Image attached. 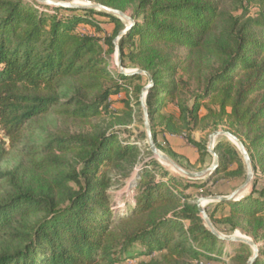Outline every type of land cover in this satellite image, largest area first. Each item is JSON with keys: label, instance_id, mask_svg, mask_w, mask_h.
Masks as SVG:
<instances>
[{"label": "trees", "instance_id": "obj_1", "mask_svg": "<svg viewBox=\"0 0 264 264\" xmlns=\"http://www.w3.org/2000/svg\"><path fill=\"white\" fill-rule=\"evenodd\" d=\"M87 1L131 10L133 24L92 7L0 0V132L22 157L21 166L0 170V264H130L145 256L137 264H248L246 244L219 238L200 216L190 190L203 192L207 180H184L162 167L136 143L145 131L113 128L135 121L132 104L143 113L145 85L142 74L108 66L118 48L124 69L151 76L155 141L157 126L186 135L201 159L206 146L190 133L222 124L243 142L254 171L256 162L264 171V0ZM97 16L112 23L110 32ZM85 26L104 32L103 42ZM118 93L126 97L114 108L109 97ZM166 98L176 102L177 117L162 112ZM103 114L114 119L107 128L38 130L49 115L67 125ZM215 150L214 172H246L231 144L217 142ZM132 174V202L115 213L110 189ZM206 212L215 228L241 229L263 242L252 264H264V186L255 182L247 195Z\"/></svg>", "mask_w": 264, "mask_h": 264}, {"label": "rangeland", "instance_id": "obj_2", "mask_svg": "<svg viewBox=\"0 0 264 264\" xmlns=\"http://www.w3.org/2000/svg\"><path fill=\"white\" fill-rule=\"evenodd\" d=\"M72 1H78L81 4H86L87 0H72ZM41 3V2H39ZM44 4V3H41ZM47 5V4H44ZM49 6V5H47ZM52 7V6H50ZM96 9V8H95ZM104 11L102 9H97ZM127 15L131 14V10H127L126 13ZM104 17H99L97 16L96 19L97 21L100 22L101 26L105 29V31L110 32L113 25L110 21H107V19H103ZM122 23L124 25H129V21L120 18ZM82 30L86 33H95L97 38L103 42L104 38V32H95L92 27L90 26H85L82 28ZM105 47V45L103 44ZM110 65L108 66V69L111 70V72H118L119 69L117 67V57L116 53L110 55V60H109ZM136 69L135 67L129 65L125 70L130 71ZM143 75V80L140 81V84L147 85V80H146V75ZM149 90H142L141 94V101L143 104V113L140 109V107H134V105H131L132 110H134V115H135V121L132 123L128 124L127 126L123 125H113L114 129L121 130L125 134H132L136 135L140 131H145L144 127V107H147V94ZM126 95L124 93H118V94H113L109 97L111 106L114 108H119L122 106L124 98ZM188 100V99H187ZM149 110V109H148ZM162 112L167 115H173L177 117L179 115V110L176 105V102L174 100H171L170 98L165 99V104L162 109ZM200 114H204L205 110L201 109ZM114 119L112 116L108 114H103L100 118H96L92 120L91 123L89 124H81V123H69L65 124L63 121L56 117L55 115H49L45 116L41 126L38 130L43 131V135H49L57 132V130H67L70 134H77L80 132H90L94 128H107L112 124ZM156 141L155 144L157 148L167 155L169 159L175 163L178 166H181L182 168L189 170V171H200L203 169L208 168L213 161V156L207 151V144H208V136L215 130H225L224 126L222 124H219L217 126H209L207 129H197L194 130L190 133V138L200 142L201 144L206 146V153L204 156H202L201 159L198 158L196 149L195 147L189 142L188 137L186 135L180 134V135H171L169 137V140H167L164 137V132L157 126L156 127ZM146 134V133H145ZM215 142H223V143H228L231 144L235 149H238L237 144L235 141H233L231 138L226 137V136H218L215 138ZM138 146L143 149L145 147V144L147 145L146 138L143 142H136ZM148 146V145H147ZM0 148L4 149L7 151L5 153L4 157L0 154V170H6V169H11L14 167H19L22 164V157L18 154V152H15L13 150H9L8 147V141L7 138L3 135L2 132H0ZM240 153V151H239ZM241 155V154H240ZM147 157V155H145ZM157 162L161 164L162 167L165 168L164 166V161L157 160L155 157H153ZM257 164V169L254 171V176L252 179V184L249 183L245 186V188L242 191V195L245 196L247 195L253 184L256 182L257 187L261 188L264 186V171H261V166L259 165L258 162ZM254 168V167H253ZM166 169V168H165ZM168 170V169H166ZM170 173L184 179V180H190L191 182H201L204 180H207V184L205 186V189L203 192H197L191 189L190 191L194 194V198L196 202L200 198H204L202 201L203 207L205 210H210L212 208V205L216 202L214 199L210 198L213 196H226L232 193L234 190H236L239 186H241L246 178V172L241 175H235L231 173L230 171L227 172H222V173H217L213 172L210 175H205L201 178L198 179H191L188 178L187 176L183 175L181 172H179L177 169H175L172 166V170H168ZM134 178V174H132L130 177L126 178L125 180L122 181V183H116L114 184L111 189H110V194H111V201H112V209L115 213H122L127 207L128 204L132 202V196L134 194V191L131 187V182L132 179ZM0 188H3V183L0 182ZM227 212V208H224L223 210H220L216 213V216H222ZM217 229V228H216ZM217 231L224 236H235L239 237L242 240H247L250 241L251 244L254 243V237L253 235L247 234L245 231H242L241 229H227L225 227H220L217 229ZM241 242V241H237ZM263 242H257L255 245L259 247ZM246 246L249 248L251 252L254 253V248L252 245L246 244ZM229 248V245L226 246V249ZM150 256H145L141 258H135L132 259L130 264H137L139 261H146L149 260ZM190 264H230L229 259H221V260H213L209 263L207 262H191Z\"/></svg>", "mask_w": 264, "mask_h": 264}, {"label": "water", "instance_id": "obj_3", "mask_svg": "<svg viewBox=\"0 0 264 264\" xmlns=\"http://www.w3.org/2000/svg\"><path fill=\"white\" fill-rule=\"evenodd\" d=\"M41 3L47 4L49 6H60V7H69V8H75V7H79V8H96V9H102L106 12H109L119 18H124L126 20L129 21V23L133 24V20L124 12L120 11V10H116V9H112L110 7L98 4V3H94V2H87L86 4H81L78 1H62V0H37ZM124 32V31H123ZM115 44L117 46V39H115ZM116 57H117V67L119 69V72H122L124 74H133V73H140V74H145L148 77L149 80V84H147L143 90H149L151 88V76L149 75L148 72L143 71L141 69H134V70H130L129 72L125 71V69L121 66L120 64V59H119V53H118V48H116ZM144 127H145V133H146V142L147 145L149 147V149L151 150V153L153 155V157H155L157 160H161V161H165L170 163L175 169H177L179 172H181L183 175L187 176L188 178L191 179H198L201 178L205 175H210L211 173H213L217 166H218V162H219V156L218 153L215 150V146H216V142H215V138L218 136H226L229 137L231 139H233V141H235V143L238 146V149L240 151L241 157L243 159L244 165H245V170H246V178L244 183L239 186L236 190H234L232 193H230L229 195L226 196H213L210 197L212 199H214L216 202L218 201H223V200H238L241 197H243L242 195V191L245 188V186L249 183L252 184V179L254 176V168H253V164L251 162V158L243 144V142L235 135H233L231 132L226 131V130H215L213 131L211 134H209L208 136V144H207V151L213 156V161L212 164L203 170L200 171H189L186 170L184 168H182L181 166L176 165L175 163H173L169 157L167 155H165L164 153H162L156 146L155 144V140L153 138V134H152V130H151V122L149 119V111L147 109V107H144ZM204 200V198H200L196 203L198 206V210L200 212V216L203 219V222L205 224V226L211 231L213 232L215 235H217L219 238L224 239V240H228V241H241L245 244L248 245H252L254 248V253L253 256L249 259L248 264H252L254 258L257 255V246L255 245V243H252L250 241L247 240H242L239 237H235V236H224L221 235L217 229L215 228V226L212 224L205 208L203 207V203L202 201Z\"/></svg>", "mask_w": 264, "mask_h": 264}, {"label": "bare ground", "instance_id": "obj_4", "mask_svg": "<svg viewBox=\"0 0 264 264\" xmlns=\"http://www.w3.org/2000/svg\"><path fill=\"white\" fill-rule=\"evenodd\" d=\"M126 71V70H125ZM127 72H129V71H127ZM233 140V139H232ZM165 162V161H164ZM164 166H165V168L166 169H168V170H172V165L170 164V163H168V162H166V163H164Z\"/></svg>", "mask_w": 264, "mask_h": 264}, {"label": "crops", "instance_id": "obj_5", "mask_svg": "<svg viewBox=\"0 0 264 264\" xmlns=\"http://www.w3.org/2000/svg\"><path fill=\"white\" fill-rule=\"evenodd\" d=\"M164 137L169 140V137H171V135L167 134V133H164Z\"/></svg>", "mask_w": 264, "mask_h": 264}, {"label": "built area", "instance_id": "obj_6", "mask_svg": "<svg viewBox=\"0 0 264 264\" xmlns=\"http://www.w3.org/2000/svg\"><path fill=\"white\" fill-rule=\"evenodd\" d=\"M169 135H172V134H169Z\"/></svg>", "mask_w": 264, "mask_h": 264}]
</instances>
